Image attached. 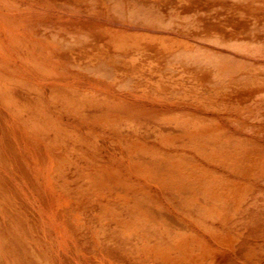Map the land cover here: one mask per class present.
I'll list each match as a JSON object with an SVG mask.
<instances>
[{"label":"bare ground","instance_id":"bare-ground-1","mask_svg":"<svg viewBox=\"0 0 264 264\" xmlns=\"http://www.w3.org/2000/svg\"><path fill=\"white\" fill-rule=\"evenodd\" d=\"M34 1L39 3L43 0ZM59 1L61 0H49L48 3L51 5V8L54 6L53 9L42 13L34 9L33 12L30 10L26 11L28 8L23 10L19 9V5L16 2H2L8 6L9 11H0V19L1 21L3 20L2 24L7 25L8 22V27L0 24V118H8L6 119L9 125H6L7 131L10 130V128L12 131V128L17 125H20L19 128L22 125L23 129L25 128L26 131L28 127L30 128L29 130L32 129L34 132L37 131L36 135H34V133L33 135L37 138L40 134V136L44 138H41L40 142L42 139V141H46L50 133L55 131L57 134H54L57 138L55 136L53 137V143L55 142L54 144L58 146L59 143L57 144V142H60V146L64 147V145L67 146V143L70 141L69 136L74 133L67 129L66 124L64 125L61 119H58L57 116L56 119L53 117L54 113L52 111L56 109L57 105L63 104L72 112V115L87 119V123L81 119V124H89V119L93 117L94 129L89 128L87 133L90 135V138L85 140L88 148L87 150L90 149L92 154L94 152L93 156H91L92 154H87V161H83L84 158L78 157V161H82L78 162L76 158L72 162L71 158L66 154L65 160L57 159L55 161L57 171L54 175L57 174L64 178V181H68L66 178H69L68 175H70V171L73 169L75 175L79 176L75 179L73 184L80 188L77 198L81 200V204L65 205V208H67L65 212L66 217L70 214L68 210H71V205L86 207L87 210L93 211L97 210V208H104L106 212H109V208H113L114 210H116L115 208H120V210H125L128 213V218H125L120 215L118 217L117 213L110 211L115 215V223L102 220L87 226V231H97L98 233L95 235L96 237L92 235V238L94 237L92 240L95 246L93 253L100 260L101 264L140 263L137 257L138 250L137 248L133 249L134 239L131 238L130 235H127L124 230L126 231L127 226L141 216L144 211L150 212L155 209L159 210L161 203H158L155 199L157 197L153 194L151 189L152 185L149 184L147 186L136 184L137 188L130 185L129 193H131L130 196H132L128 197L129 199L124 198L116 200V196L110 199L111 195L104 191L103 186L96 182L97 178L102 180L108 178L100 165L104 162L105 157H100L98 155L100 154L99 141L97 142L94 137L96 126H100L102 129L101 135L106 133V135L108 134V136L114 137V141H110V145L120 147L121 150H123L121 151L122 154H119L116 160L120 162L123 157H126L134 163V167H139L142 171H153L159 173L163 177L166 176V185L157 190L160 192L164 190L162 191L164 193L168 192V197L171 200H175L177 206L181 209L185 208V210L191 214L192 212L196 213L197 217L196 214L194 215L197 221L207 224L209 216L212 215L217 207V209L222 210V213L219 214V221L222 222V226L225 229L247 227L249 234L258 238L253 246L264 251V190L255 188L252 192V201L244 206L242 205V196L236 197L231 192L232 188L238 191L237 186L229 187L232 195L226 197L227 199H222L219 197L221 191L228 186L224 182L221 184L217 183L215 178L209 180V170L205 168L206 164L199 163V159L202 157V160H206V163L208 162L207 165L211 166L210 164L214 161L215 157L218 156V154H223L222 156L224 158L233 163L234 166L229 168V170L234 175L249 177L257 174L253 171L255 170L254 165H252L254 158L250 153L242 151L239 154L236 150L234 151L229 141L225 140L223 134L219 133L218 127L209 125L208 122H206L207 117H209V115H207L208 113H206V115H204L205 113L197 114L189 108L176 107L173 105L175 102L191 103L190 105L195 104L198 107L200 105L201 107H199V109L204 108L202 111L207 112L215 109L214 111L216 112L218 97L221 94V90L216 88V86H206V92L198 91L193 93V95L197 97L196 100L188 98L187 93L190 90L192 82H207L210 76L207 74L209 73L208 71L205 72V75L209 77L203 76L204 78L202 77V81V72L205 70H202L200 73L202 68H200L201 65H198L200 70H198V73H193H195V75H200L196 77L192 74L185 81V75L182 70L179 69L178 66H174V63L177 62H187L184 60V56L181 52V42H183V38L175 35L178 33H168L172 27L175 28V30L172 29L175 32L176 28H179L181 23H183L182 20L184 19H175L179 16L178 11L174 9L171 10L170 8L167 10V8H164L158 3L159 0H152V4L148 3L151 2V0H100L101 3H99L101 5L97 3L99 0H96V2L95 0H71L79 1V3ZM85 1L90 2V4L87 5ZM171 1H175V6H178L177 2L182 4L180 7L184 6L182 3L184 0ZM191 1L198 2V0ZM200 1L203 2L205 0H199V2ZM60 5L68 8V11L71 9L70 11L72 13L74 9H77V11H75L77 13L81 11L79 9H84V13L87 10L88 14H95V11L91 9H95V7L101 9L102 7L104 9L101 10L103 16L104 12H107L108 6L110 7L112 5L115 7L118 15H128L133 18L117 19L118 21L139 20L151 27L156 26L157 28L154 30L156 31V29H158L160 31L156 33L146 30L141 31V29H136V27L126 28L127 25L115 28L112 24L107 23L108 20L106 22L105 20L102 21L101 14H99L101 19L92 20L80 19L81 17L75 20L73 15H69V22L63 24L62 19H65L63 18L65 15L57 16L54 13L57 7L62 8ZM211 6L215 7L213 4ZM50 7L48 8L50 9ZM178 7H176V9H178ZM219 7L222 6L216 8ZM226 7L229 9L228 16L233 19L243 18L240 20L241 22L244 19H254V21L261 20V25H264V12L249 13L251 15H247L246 13H240V11H237L230 5ZM71 12H68V14H72ZM53 16L57 18L52 19ZM96 16L98 18V15ZM249 16L250 18H248ZM120 22L121 24L126 23L123 21ZM237 22H239V20ZM165 26H169L171 29H166L167 32L166 30L163 31L162 28ZM140 27H142V25ZM144 27L146 28V26ZM178 30L181 32L185 31H182V28ZM120 31H124L126 34L135 33L140 37L148 34H156L159 36L161 35L163 38H170L174 43L175 50L170 52L162 46L156 48L152 43H142L139 40L126 41L122 36L123 33L119 34ZM2 33H7L6 36H4L5 38H2ZM227 34L234 36L236 31H228ZM254 34L256 35V31ZM249 38L252 39L253 37ZM80 40H82V42ZM244 41L249 43V40ZM14 55L18 57L16 59L21 60L22 65H17L16 59L13 58ZM153 61H156L159 66L153 67V69L151 67L145 68L144 64H151ZM72 66L78 68V70H87L85 72H87L86 74L88 75V87L83 84L81 85L78 79L77 81L75 80V78H77L75 76L77 73L73 76L71 75L73 74L72 71L76 72L75 69H71ZM21 68L27 70V75H23L20 72L19 69ZM78 73L81 74L82 72ZM212 73V76L217 75L220 78L226 76L222 71L216 68ZM81 75L86 76L85 74ZM234 75L237 76V74ZM240 75L242 79L247 76L246 74ZM250 78L252 77L250 76ZM209 81V83H211L212 80ZM94 82L98 84L97 86L99 88L96 89L99 90V93L97 96L93 95L90 99V91L95 92V88L89 87L93 86L92 83ZM252 82L250 83L252 84ZM257 83L259 84V81L256 82V84ZM99 84L101 86H99ZM112 87L116 88L117 91H113L111 89ZM215 89H218L219 92ZM239 90L241 89L239 88L238 91ZM243 92L245 93L243 98H247V100L248 98L250 100H255L256 97L262 94L264 96V93L261 90L258 91V89L253 92L249 91V93H246L248 91L245 90ZM198 101L201 102L199 103ZM238 102L239 105L237 106H240L241 102L244 103L246 101L240 100ZM186 109L189 114L182 118V126L158 122L155 127L146 128L140 121L142 117L150 115L159 116L161 119L169 118L174 114V110L185 111ZM212 111L211 113H214V111ZM9 114H12L15 119H9V117L12 118ZM80 117L76 119H80ZM17 119L20 121H16ZM161 119L158 118L159 121ZM14 120L16 123L18 122L20 124H16ZM44 129L46 131L48 129L50 132L48 131V133L45 131L43 134L42 131H44ZM31 131L30 133L28 132V134L32 135ZM39 131L42 133H39ZM46 133L48 136L45 138L44 136ZM9 142V146L7 144L5 145L7 151L9 150L7 146L12 150L10 145L15 143V141H11L12 144ZM33 142L37 144V139L33 140ZM63 142L66 143L63 144ZM79 142V140L75 139L74 147L75 144ZM1 152L3 153V151ZM95 152L98 154L96 155ZM13 153L17 154V152L13 151L11 155ZM16 154H14V156ZM198 154L199 158H197ZM3 156L4 154L2 156L0 155V165L8 169L9 167L6 166L7 164L4 165L8 161L6 157L4 158ZM19 156L20 155H18L17 158L15 157L16 161L18 158H21ZM114 157L108 160L115 159ZM198 169L200 171H198ZM24 171L25 175L28 174L37 183V187L33 184L35 185L33 188L36 187V189H39L41 191L40 193L43 194L38 183V171L31 166H26ZM261 172L263 173L258 176L255 175V178L264 182V169ZM28 175L27 177L31 183L32 180ZM48 175L52 176L53 173L49 172ZM2 177L5 178V183H3V181L0 183V211L1 214H3L2 217L0 216V220H4L6 226L3 225V222H0L3 223L1 228L7 230V227H9L17 231H24L28 225V219H25V214H23L25 220L22 219L23 215L20 217V214L24 213V211L19 209L22 212H18L19 207L17 208L16 203L13 204V202H15L13 200L16 199L12 198L10 200V197H15V195L13 196L11 188L7 187V177L0 168V181L3 179ZM69 179H71V177ZM65 189L62 195L63 198H67V194L69 193L67 190L68 186H65ZM117 190L123 191L122 189ZM87 196H89V198L94 196V198H90V200L86 201L85 198H87ZM215 200H218L219 203H215ZM106 204V207H100ZM81 210L83 211V208H81ZM18 213L20 218L17 217ZM153 218V220L147 217L146 219L144 218L139 228L141 227V229L146 232L147 236L153 238L155 243L164 247L161 254L162 264H184L186 258L193 259L192 249L186 238H178L172 233H165L161 228L164 226L163 221L161 220L160 222L157 218ZM118 227H121L122 230H119ZM2 232L3 231H1L0 234H2ZM5 234L6 233L2 234L4 237L1 236L0 239L4 240L3 244L10 248L8 250L9 252L18 255L19 249L25 250L23 241L20 239L21 237L14 233L11 234L10 231L8 236L7 234L5 236ZM25 234L35 237V234L31 232ZM176 238H178V240H176ZM231 260L232 259H230V262ZM0 264L6 263L4 260H0Z\"/></svg>","mask_w":264,"mask_h":264},{"label":"rangeland","instance_id":"rangeland-1","mask_svg":"<svg viewBox=\"0 0 264 264\" xmlns=\"http://www.w3.org/2000/svg\"><path fill=\"white\" fill-rule=\"evenodd\" d=\"M48 1L49 0H43L38 3L34 0H0V11H9L8 6L3 4L2 2H16L19 5V9L23 10L28 8L26 11L30 10L31 12H33L34 10H36L42 13L47 10L50 11L51 9H53L54 6L51 8V5H49ZM61 1H66L67 3H79V1L71 0ZM159 1L158 3H160L164 8H167V10L170 8L171 10L174 9L175 11H178L179 18L177 17L175 19H184L182 20L183 23H181L179 27L180 30L181 28L182 31L185 30L184 32L179 31V28H176V31L174 32L175 28L172 27V29H174L172 30L169 26H165L162 28L163 31H165L166 29H171L168 33H178L179 35H175L183 38V42H181V52L184 56V60L187 61L188 64L187 62L185 63L182 61L174 63V66H178L179 69L182 70L183 74L185 75V81L192 74L193 76L198 77V75L200 74L195 75V73H198V70H200V68H202L200 70V73L202 72V70H205L204 72H202L203 75L201 76V78L203 76H210V79H207V82H192L190 90L187 93L188 98L196 100L197 97H195L193 93L198 91L206 92V86H216V88L222 91H220L221 94L218 97L216 112L214 111L215 109L213 110L214 113H211L212 110L207 112L202 111L204 110V108L199 109V107H201L200 105L198 107L195 104V106L193 104L190 105L191 103L175 102L173 103V105L176 107L179 106L186 107L187 109L189 108L197 114L205 113L204 115H206V113H208L207 115H209V117H207L206 122H208L209 125H215L216 127H218L219 133L223 134L224 139L229 141V144L234 151L236 150L239 154L243 151L252 155V157L254 158V162L252 165H254L255 169L253 171L257 174L249 177H240L234 175L229 170V168L234 166L233 163L224 158L222 156L223 154H218V156H216L214 161L210 164L211 166L207 165L208 162L206 163V160H202V157L201 159H199L200 162L198 160L199 163L206 164L205 168L209 170V180H213L215 178L217 183L221 184L222 182H224L228 186L223 191L219 190L221 191V194L219 196L220 198L224 199L231 196L232 194L236 197L242 196V205H247L252 201V192L255 190V188L264 190V182L255 178V175H260L261 173H263L261 171L264 169V96L262 94L256 97L255 100H250L249 98L247 100V98H243V96H245V93L243 92L244 90L248 91L246 93H249V91L253 92L257 91L258 89V91L261 90L264 93V25H261V20L254 21V19H244L245 21L242 20V23L240 20L243 18L233 19L228 16L229 9L226 6L230 5L237 11H240V13L251 15L249 13L264 12V0H205L203 2H199V0L198 2L184 0L182 2L184 5L182 6L183 8L180 7L182 4L177 1L176 2L178 3L179 7L177 5L175 6V1L161 0L164 5L161 3V1ZM85 2L87 3V5L90 4V2L88 1ZM99 2L101 3L100 0L97 3ZM148 3L152 4V0ZM153 3L157 4L156 2ZM212 4L215 5V7H212ZM218 6L222 7L216 8ZM48 7H50V9ZM60 7L62 6L60 5ZM176 7H178L179 10L176 9ZM62 8L57 7L54 10V13L57 16L65 15V17H63L65 19H62L63 24H67L69 22V15H73L75 20L76 18L80 17V19L84 18L92 20L101 19V17H99V14H101L100 16H102V21L105 20L106 22L108 20L107 23L112 24V26H115V28H119L118 26L121 27L122 25H127L126 28L136 27V29H141V31L146 30L155 33L157 31H160L158 29H156V31L154 30L155 28H157L156 26L151 27L144 22H140L139 20H126L125 22H128L127 24L124 22V20H120L125 23L121 24V22L118 21L119 19L133 18L128 15H118L115 7L112 5L110 7L108 6L107 12H104V16L102 15L103 12L101 11L103 9L102 7L101 9L96 7L95 9H91L92 11H95V14L98 15V18L95 14H88L87 10L84 13V9H79L81 11H78V13L75 12L77 11V9H74L72 10L74 11L72 13L70 11L71 9H69L68 11V8H65L64 6ZM68 12H71L72 14H68ZM55 18L57 17L53 16L52 19ZM248 18H250V16ZM238 20L241 23L237 22ZM2 23L3 20L1 21L0 19V24L3 25ZM131 24L135 25L132 26ZM4 25L5 27H8V22L7 25ZM141 25L142 27H140ZM144 26H146V28ZM250 28L252 31L250 30ZM234 30L236 31V34L234 36H230L227 34L228 31ZM255 31L256 35L254 34ZM6 34L2 33V38H5L4 36H6ZM119 34H122L123 38H125L126 41L139 40L142 43H152L156 46V48L162 46L170 52H173L175 50L173 41H171L170 38H163L161 37V35L159 36L156 34H148L140 37L135 33L126 34L124 31H120ZM249 37L253 38L250 39ZM244 40H249V43L245 42ZM80 41L82 42V40ZM13 58L16 59L18 57L14 55ZM16 63L17 65H20L21 60L16 59ZM198 65H201V67L199 68ZM144 66L145 68L151 67L153 69V67L159 66V64L156 61H153L151 64H144ZM215 68L222 71V73H224L226 76L224 78H220L217 75L212 76V72L213 70H215ZM71 69H75L76 71L74 72L71 70L73 74H70L72 76L76 73L78 74L75 75L77 77L75 78V80L77 81L78 79V82L81 85L83 84L88 87L89 80L87 79V72H85L87 70H78V68L73 66L71 67ZM19 70L23 75H27L26 69L21 68ZM207 71L209 72L207 73L209 76L205 75V72ZM78 72H82L81 74H85L86 76L81 75ZM234 74H237V76H235ZM240 74H246L248 77L246 76L247 78L244 77L242 79L240 77ZM250 76L252 78H250ZM203 78L201 79L202 81ZM253 78H255L256 80ZM209 80L214 81H211V83H209ZM251 80L254 82H252ZM240 81H242L243 83ZM255 81H259V84H256ZM248 82H252V84H249ZM92 84L93 86L89 88H95V92L90 91V99L93 97V95L97 96L99 93V90L96 89L99 88L97 86L98 84L95 82ZM99 86L101 85L99 84ZM239 88L241 90L238 91ZM111 89L113 91H117V89L114 87H112ZM218 89L215 90L218 91ZM227 100L233 102L235 105L231 102H228ZM237 100L246 102H241V105L237 106L239 105V102ZM198 102L200 103L201 101ZM187 109L185 111L174 110V114L169 118L161 119V117L159 116L150 115L147 117H142L140 121L146 128H153L157 125L158 122L182 126V118L189 114L187 112ZM52 112L54 113L53 117L55 119L57 116L58 119L62 120L64 125L66 124L67 129L71 130L74 133L73 135L69 136L70 141L67 143V146L64 145V147H61L60 142H57V144L59 143L58 146L54 144L55 142L53 143V137L55 136V134H57L55 131H52L53 133H50L49 136L47 135V133L45 134V138L46 136L49 137L46 138V141H42L44 138L41 137L40 134L37 138H35L34 135H36L37 131L34 132L32 129L31 131L29 130V127L26 131L25 128V130L23 129L22 125L20 128V125H17L12 128V131L11 128L7 131L6 125H8V120L6 119L8 118L5 116V118H0V144L2 149H0V152L3 151V153L1 152L0 155L2 156L4 154L3 157H6L8 161H6L7 163H5L4 165L7 164L6 166L9 167L7 169L6 167L3 168V165H0V168L2 171H4V175L7 177V187H10L11 193H13L12 195H15V197H10V200L12 198L16 199L13 200L15 202L12 201L13 204L16 203L17 208L19 207L18 210L21 209L24 211V213L20 214V217L25 214L26 217L23 215L22 219H28V225L26 226V229L24 231H17L13 228L10 229L9 227H7V230H4L1 228V226L3 223V225L6 226L5 221L2 219L0 220V222H3L0 223V232L3 231L2 234L6 233L7 236L9 234V231L11 232V234H17V236L21 237L20 239L23 241L25 249L24 251L23 249H19L18 255H14L12 252L8 251L10 248L3 244L4 240L0 239V260H4L6 264H101L100 260L93 253L95 246L92 239L96 237L95 235L98 233L97 231H87V226H90L102 220L115 223V215L110 211L117 213L118 217L120 215L121 217L128 218L129 215L125 210H120V208H115L116 210H114L113 208H109V212H106V209L104 208H97V210L93 211L87 210L86 207H77V205H71V210H68L70 212L69 216H65V212L67 209L65 208V205L81 204V200L77 198L80 188L73 184L75 179L79 176L75 175V171L73 169H71L70 175H68L69 178L71 177V179L66 178L68 179V181H64V178L60 177L57 174L54 175L57 171L55 161L57 159L65 160L66 154L71 158L72 162L76 158L78 161V157L84 158L83 161H87V156L91 155L92 151L90 149L87 150L88 148L85 140L90 138V135L87 133L89 128L94 129L93 117L89 119V124H81L80 122L82 120L87 123V119H83L80 116H77L78 118L80 117V119H76L77 117L72 115V112L69 111L63 104H58L56 109H54ZM10 115L12 118L9 117V119H15L13 118L12 114H9V116ZM158 118H160L161 120L159 121ZM16 121L19 122L20 120L17 119ZM16 121L14 120L15 123ZM96 127L94 137L97 142L99 141V153L101 155L98 153L97 154L100 157H105L104 162H102L100 165L103 168V172L108 177L103 180L97 178L96 182L103 186V190L111 195L110 199L115 196L117 197L116 200L131 197L132 195L130 196L131 193H129L130 185L137 188L136 184H140L142 186H147L149 184L152 185L151 189L153 191V194L155 195V197H157L155 199L158 201V203H161L159 210L155 209L150 212L144 211L141 216H139L134 220V222L127 226L126 231L124 230L127 235H130V237L134 239L133 249L137 248L138 250L137 257L140 260L139 264H162L161 254L164 250V247L155 243L153 238L147 236L146 232L142 230L141 227L139 228V225L143 222L144 218L146 219V217L150 220H153V217H155L160 222L162 220L164 226H162L161 228L165 233H172L178 238H186L187 242L191 246L193 253L192 255L194 257L193 259L186 258L184 264H264V251L253 246L254 242L258 238L251 236L248 232L247 227L239 229H225L222 226V222L219 221V214L222 213V210L217 209V207L212 215L209 216L207 224L202 223L201 221H197L194 215L196 213L191 211V214L188 213L185 208L181 209L179 206H177L175 200H171L168 197V192L164 193L162 192L164 190H162L161 192L157 190L161 187L163 188L166 185V176L163 177L159 173L153 171H142L141 168L134 167V163L126 157H123L120 162L116 160L118 155L122 154L121 151L123 150H121L120 147L110 145L109 143L110 141H114V137H111L110 135L108 136V134L106 135V133L101 135L102 129L100 128V126ZM30 131L32 135L28 134V132L30 133ZM45 131V129L44 131H42L43 134ZM48 131L49 130L47 129L46 132ZM40 132L41 131H39V133ZM3 138L4 140H6L4 141ZM41 138L43 139L40 142ZM36 139L37 144L33 142V140ZM75 139L79 140L80 142L78 144H75L74 147ZM10 140L13 142L15 141V143L12 144ZM8 142L12 144L10 145L11 149L14 152H17L18 155H20L19 157L21 158H18L19 160L17 159L16 161V158L18 157L16 153H13V156L11 155V152L13 151L8 147ZM65 143L63 142V144ZM6 144L8 145V151L5 148ZM14 154H16L17 157L16 155L14 156ZM93 154L91 156H93ZM111 157H114L115 159L108 160ZM197 158H199V154ZM26 166H31L38 171V183L42 189L43 194L40 193L41 191L39 189H36L37 183L35 182V180L28 174L25 175L24 168H26ZM198 171L200 170L198 169ZM49 172H52L53 175L49 176ZM27 175L32 180L31 183ZM3 179L0 181V183H2V181L3 183H5V178ZM33 184H35L36 187L33 188V186H35ZM65 186H68L67 190L69 193L67 194V198L62 197L64 190H66ZM233 186H237L238 191L235 188H232L231 194L229 187ZM117 189H122L123 191H118ZM90 198L92 199L94 198V196H91ZM90 198L89 196H87L85 200H90ZM215 201V203H219L218 200ZM108 205L111 206L110 204ZM106 206L107 204L100 207ZM81 208H83V211L81 210ZM18 212L22 211L19 210ZM2 215L3 214H1L0 211V216L2 217ZM226 216L228 217L227 214ZM17 217L20 218L19 213ZM23 217H25V219ZM118 229L122 230L121 227H118ZM22 231L24 232V234ZM29 232L34 233L35 237L27 236L25 234ZM2 234H0V237L3 236ZM92 235L94 236L93 238ZM178 238H176V240H178ZM230 259H232L231 262ZM133 263L137 264L135 262H132V264Z\"/></svg>","mask_w":264,"mask_h":264}]
</instances>
